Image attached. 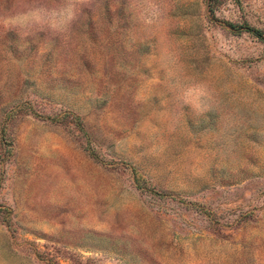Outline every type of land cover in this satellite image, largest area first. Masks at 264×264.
Returning a JSON list of instances; mask_svg holds the SVG:
<instances>
[{"label":"rangeland","instance_id":"374dc122","mask_svg":"<svg viewBox=\"0 0 264 264\" xmlns=\"http://www.w3.org/2000/svg\"><path fill=\"white\" fill-rule=\"evenodd\" d=\"M0 264H264V0L0 26Z\"/></svg>","mask_w":264,"mask_h":264},{"label":"clouds","instance_id":"9594fccd","mask_svg":"<svg viewBox=\"0 0 264 264\" xmlns=\"http://www.w3.org/2000/svg\"><path fill=\"white\" fill-rule=\"evenodd\" d=\"M100 0H58L49 3L48 0H31L19 11H13L0 17V26L6 32L15 31L21 42L29 38H36L44 33L49 43L55 38L74 30L85 23L90 17L97 15ZM191 90L185 94V104L195 110L197 116L204 115L211 110V106L199 103L202 97L208 95L207 90L201 88L195 93L196 102L190 98ZM170 130H175L170 128Z\"/></svg>","mask_w":264,"mask_h":264},{"label":"trees","instance_id":"16d2710c","mask_svg":"<svg viewBox=\"0 0 264 264\" xmlns=\"http://www.w3.org/2000/svg\"><path fill=\"white\" fill-rule=\"evenodd\" d=\"M211 2L213 3V0H211ZM246 29L248 32L252 33L253 35H255L257 37H261V34H260L261 32L258 29H255V28L250 27V26H248Z\"/></svg>","mask_w":264,"mask_h":264}]
</instances>
